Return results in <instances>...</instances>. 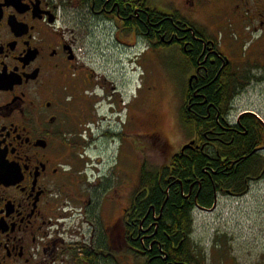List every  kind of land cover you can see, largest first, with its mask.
<instances>
[{
    "label": "flooded vegetation",
    "instance_id": "af4514ba",
    "mask_svg": "<svg viewBox=\"0 0 264 264\" xmlns=\"http://www.w3.org/2000/svg\"><path fill=\"white\" fill-rule=\"evenodd\" d=\"M258 83L264 0H0V264H195L171 257L200 260L173 243L164 206L144 207V172L192 198V214L248 191L264 175V120L237 92ZM107 114L140 167L129 197L125 164L110 175L84 156L83 127ZM144 138L167 153L151 172ZM191 154L205 174L177 179L174 157ZM208 184L211 207L198 202Z\"/></svg>",
    "mask_w": 264,
    "mask_h": 264
},
{
    "label": "rangeland",
    "instance_id": "374dc122",
    "mask_svg": "<svg viewBox=\"0 0 264 264\" xmlns=\"http://www.w3.org/2000/svg\"><path fill=\"white\" fill-rule=\"evenodd\" d=\"M161 78L169 79L167 74L161 75ZM238 108L239 111H255L264 120V83H258L248 91L242 92L238 97ZM161 114L165 132L172 139L173 131L169 124L171 113L166 110V112L161 111ZM105 116L107 118L102 120V126L91 124L83 127L85 131L81 138L88 144L84 156L92 160L88 167L101 168L110 175L116 164H125L126 192L129 197L140 184L138 177L140 167L138 168L134 162L135 152L130 143L131 138L124 137L119 141L115 136L120 132L123 123L118 121V117L113 118L111 114ZM108 131L110 134H106ZM190 135L191 132L186 134V137ZM143 140L147 145L145 153H142L143 162L148 168L163 164L167 153L162 146L150 144L147 138ZM174 142L176 149L179 147V142L177 139ZM191 238L200 253L202 264H221V260L216 256L217 239L231 252L236 264H262L264 262V176L252 182L248 192L240 198L220 195L216 211L196 210ZM126 264L134 263L128 259ZM228 264L232 262L229 261Z\"/></svg>",
    "mask_w": 264,
    "mask_h": 264
},
{
    "label": "trees",
    "instance_id": "16d2710c",
    "mask_svg": "<svg viewBox=\"0 0 264 264\" xmlns=\"http://www.w3.org/2000/svg\"><path fill=\"white\" fill-rule=\"evenodd\" d=\"M242 88L243 87L240 86L241 90ZM241 90L238 91L237 93H241ZM172 163L176 166V170L174 171V176L177 179H180V180L182 179L185 182L186 181L193 182L197 180V176L205 174L203 172V169L205 168V161L204 159H201L200 156L195 157L192 154L188 157L177 155L174 157ZM146 169L150 171L152 168H148V166H146ZM250 172H251L250 170H246L245 174H248ZM210 174L212 175V173ZM150 176H151V173L144 172V176L142 179V187L144 189L145 188L150 189L152 192L150 198L148 197L145 199L144 207L147 208L153 204L157 206L158 209H160V207L164 206V223L169 224L170 229L168 227H164V228L168 235L174 236L173 243L175 242V245H178L180 243V240L185 238V244H187L189 247H191V245L195 247L193 244L192 238H191V235L194 231V217L192 214L194 205H193L192 198L190 199V198L184 197L181 194V192L178 191L175 187L171 189L169 195L163 193L162 191H160L158 188L155 187V183L151 179ZM241 176H243V174ZM205 177L209 179L208 174L205 175ZM241 179L242 178L238 176L237 178L236 177L233 178L232 181L239 182ZM187 190L188 189L186 187V192L188 194ZM145 192L146 190H144L143 194H145ZM201 194L203 195V197L200 196V199L198 200L199 204L200 205L203 204L205 206L211 207L212 202L209 203V205L207 204L208 202L211 201V195H207V194H212L210 184L204 187V190ZM244 194H241V195H244ZM160 237H161V240H165V242H167L170 246V243L169 241H166L167 238L164 234H161ZM220 243L221 241L217 239L216 244H215V247L217 250L216 256L219 257L220 260H223L225 257H229L232 254L230 251H228V249H226L225 245H222ZM146 246H147V249H150L149 243H147ZM155 249H156V252L158 253L157 247H155ZM198 254L200 253L198 252ZM159 255L164 256L161 254ZM190 255L193 256V248H191ZM190 255H188L187 252L182 253V254H179L177 252L175 253L171 252V257L174 256L175 259L178 260V262H180L182 259L183 260L185 259V260L190 261L191 263L202 264L201 260L199 259L194 260L193 257ZM169 261L170 260H167V262H164V263H160L159 261H157L156 263L167 264L169 263Z\"/></svg>",
    "mask_w": 264,
    "mask_h": 264
},
{
    "label": "water",
    "instance_id": "95a60500",
    "mask_svg": "<svg viewBox=\"0 0 264 264\" xmlns=\"http://www.w3.org/2000/svg\"><path fill=\"white\" fill-rule=\"evenodd\" d=\"M194 144H195V142L193 141V142H191V143L185 145V146L183 147V151L192 148ZM207 211H211V210H210V209H207Z\"/></svg>",
    "mask_w": 264,
    "mask_h": 264
}]
</instances>
